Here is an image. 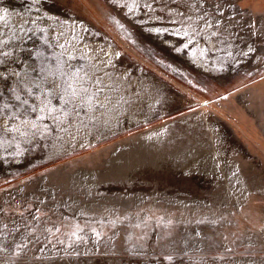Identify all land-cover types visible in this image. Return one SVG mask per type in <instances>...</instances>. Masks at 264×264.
<instances>
[{
  "label": "rangeland",
  "instance_id": "rangeland-1",
  "mask_svg": "<svg viewBox=\"0 0 264 264\" xmlns=\"http://www.w3.org/2000/svg\"><path fill=\"white\" fill-rule=\"evenodd\" d=\"M0 264H264V0H0Z\"/></svg>",
  "mask_w": 264,
  "mask_h": 264
},
{
  "label": "snow or ice",
  "instance_id": "snow-or-ice-1",
  "mask_svg": "<svg viewBox=\"0 0 264 264\" xmlns=\"http://www.w3.org/2000/svg\"><path fill=\"white\" fill-rule=\"evenodd\" d=\"M167 259H171V257H168Z\"/></svg>",
  "mask_w": 264,
  "mask_h": 264
}]
</instances>
